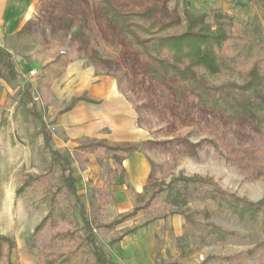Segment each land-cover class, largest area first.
Wrapping results in <instances>:
<instances>
[{"label": "rangeland", "instance_id": "obj_1", "mask_svg": "<svg viewBox=\"0 0 264 264\" xmlns=\"http://www.w3.org/2000/svg\"><path fill=\"white\" fill-rule=\"evenodd\" d=\"M110 1L124 13H143L152 5L175 10L180 16L185 4L190 11L207 14L219 10L232 18L235 33L252 42L253 55L264 52L262 0ZM73 2L75 6L68 0H41L25 27L24 45L50 52L58 60L80 58L82 71L97 78L96 86L115 88L118 104L128 113L132 132L125 144H139V153L131 161L146 166L143 188L134 198L123 187L121 175L112 183L111 175L118 167L109 159L77 149L93 140L69 138L65 131L69 124L59 122V112L68 103L41 91L49 79L38 72L29 79L40 86L34 92L37 114L52 135L53 147L70 157L77 193L105 252L112 255L125 238L132 250L153 264L206 260L207 264H264V237L257 219L241 222L233 214L215 211V202L203 194L211 187L198 181L181 180L166 188L175 179H208L228 196L260 202L264 199V137L245 120L229 121L225 114L201 109L189 93L182 104L174 105L170 95L147 75L143 61L109 26L99 0ZM62 62L52 69L55 75ZM18 83L9 80L4 69L0 71V237L13 244L9 264H40L39 252L47 246L49 232L79 229L80 222L77 216L62 217L56 210L55 225L27 241L47 214L42 192L60 186V173L56 167L50 169L42 156L39 122L29 113L30 107L24 115L17 113L22 108L18 95L22 84ZM93 90L103 97V90ZM261 115L264 118V112ZM30 178L38 179L19 192L23 181ZM157 190L162 191L133 219L103 227L117 220L118 212L145 206ZM209 226L230 235L225 241L215 239L207 235ZM9 247L8 243L2 245L3 254ZM6 263V259L0 260V264Z\"/></svg>", "mask_w": 264, "mask_h": 264}, {"label": "trees", "instance_id": "obj_2", "mask_svg": "<svg viewBox=\"0 0 264 264\" xmlns=\"http://www.w3.org/2000/svg\"><path fill=\"white\" fill-rule=\"evenodd\" d=\"M262 2L264 4V0ZM68 3L75 6L73 0H68ZM99 5L102 15L122 44L133 50L143 61L147 75L170 95L174 105L182 104L189 93L197 99L201 109L225 114L229 121L245 120L259 136L264 137V118L261 115L264 112V52L253 55L252 42L233 31L230 16L219 10L211 14L190 11L187 4L184 5L182 16L175 10L158 5H152L143 13H124L110 0H99ZM2 69L6 71L9 80L18 79L11 56L0 49V71ZM30 90L31 86L26 84L20 104L23 107L30 105L29 113L39 122L42 156L48 159L50 169H58L60 186L55 190H43L42 203L47 207V214L27 241L30 242L38 233L53 227L56 210H59L62 217L77 216L80 227L51 230L47 246L39 252L40 264H115L99 243L86 207L77 193V178L70 157L52 147L50 132L32 105ZM78 101L92 103L86 98L72 99V103ZM77 149L82 153L111 160L118 167L111 175L112 183L116 184L119 175L124 178L121 163L138 151V146L93 142ZM37 179L24 180L19 192L30 187ZM181 180L198 181L211 187V190L203 194L215 202V211L233 214L241 222L257 219L264 237V199L250 203L228 196L213 187L210 180L201 178L175 179L166 188H171ZM161 191L152 192L145 206H135L131 212L120 215L105 227L112 228L134 218ZM207 235L225 241L230 233L209 226ZM4 243L10 244L7 254L2 251ZM12 245L11 241L0 237V260L6 259V264L10 263ZM207 261L200 264H207Z\"/></svg>", "mask_w": 264, "mask_h": 264}, {"label": "crops", "instance_id": "obj_3", "mask_svg": "<svg viewBox=\"0 0 264 264\" xmlns=\"http://www.w3.org/2000/svg\"><path fill=\"white\" fill-rule=\"evenodd\" d=\"M40 1L0 0V49L7 52L14 62L18 79L13 81H18L19 85L20 83L22 84L21 90H18V95L21 96L24 87L29 84L31 86L32 105L35 106L37 113L38 110H36L35 104L37 98L34 96V92H36L35 87L40 88V86H36L32 80H29L31 77L27 76V73L29 74L31 70H35L39 73L38 75L49 79L45 86H41V91L44 95L46 93L53 100L68 103L59 112V122L61 125H65L66 122L69 124V126L65 125V131L70 139L87 138L93 140L91 143L103 142L113 146H138V151L125 159L121 163V168L124 170L123 187H127L128 195L130 193L133 198L137 195L139 196L145 180L146 166L144 163H139L138 160L131 161L139 153V144H125L128 143L130 138L132 126L128 113L123 111L122 106L118 104V98H116L118 94L115 88L104 87V84L96 86L97 78L88 77L87 72L82 71L80 58L72 60L71 56H66V58L58 60L53 55H50V52L33 51L27 45H24L26 39L24 36L25 27L31 20L34 9ZM61 61H63L61 71L55 75L52 69ZM73 83L77 84L74 89L72 88ZM92 84L94 85L92 86ZM93 88L95 90H103V97L96 96V91ZM74 98H86L91 100L92 103L86 101L72 103ZM29 107L30 105L22 106V108L17 109V113L24 115L26 113L25 108ZM51 139L53 147L54 140L52 135ZM133 208L118 212V216L131 212ZM112 221L114 219L108 221L103 227ZM127 241L125 238L121 240L118 244L119 246L112 252L113 254H110L115 264H153L150 258H144L140 252L132 250L127 245Z\"/></svg>", "mask_w": 264, "mask_h": 264}, {"label": "built area", "instance_id": "obj_4", "mask_svg": "<svg viewBox=\"0 0 264 264\" xmlns=\"http://www.w3.org/2000/svg\"><path fill=\"white\" fill-rule=\"evenodd\" d=\"M29 77H34L35 75H37V72L35 71V70H31L30 72H29ZM51 132H53V129H51Z\"/></svg>", "mask_w": 264, "mask_h": 264}]
</instances>
